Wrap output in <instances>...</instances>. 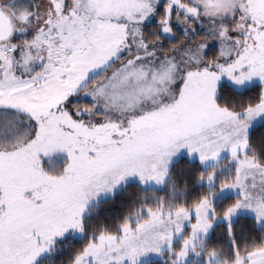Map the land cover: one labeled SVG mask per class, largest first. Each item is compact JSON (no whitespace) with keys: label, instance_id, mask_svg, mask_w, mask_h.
<instances>
[{"label":"snow or ice","instance_id":"1","mask_svg":"<svg viewBox=\"0 0 264 264\" xmlns=\"http://www.w3.org/2000/svg\"><path fill=\"white\" fill-rule=\"evenodd\" d=\"M257 123L264 0H0V264H55L69 239L68 264H264ZM184 157L203 168L190 202ZM132 184L137 207L95 225ZM241 214L259 227L243 241ZM218 221L227 252L207 243Z\"/></svg>","mask_w":264,"mask_h":264},{"label":"trees","instance_id":"2","mask_svg":"<svg viewBox=\"0 0 264 264\" xmlns=\"http://www.w3.org/2000/svg\"><path fill=\"white\" fill-rule=\"evenodd\" d=\"M177 39H180L182 34L178 31ZM182 38V37H181ZM165 42V46L168 45ZM169 46V45H168ZM251 95H255L252 93ZM252 140L257 148L260 147V138L264 136V126L258 125L251 133ZM203 168L199 165L198 161H191L189 158L184 157L180 159L173 168V180L177 186V195L181 197V201L194 200L197 195L202 191L198 181L199 172ZM142 195L137 185L132 184L126 189L118 191L111 197L105 198L100 201L99 206L93 213L92 221L97 226H106L114 228L119 224L124 216L132 211L138 205V197ZM150 195H152L150 193ZM155 195L170 198L172 190L168 188L157 189ZM235 234L238 239L243 241L244 238L250 235H256L259 232V227L254 224L251 216H238L234 220ZM209 248H215L217 251L223 250L225 252L230 248V240L226 234V226L218 224L214 227L211 234L207 238ZM81 246L79 239H69L60 246V251L54 254L53 259L55 264H68L70 256L76 248ZM160 261V260H158ZM162 264V261H160Z\"/></svg>","mask_w":264,"mask_h":264},{"label":"rangeland","instance_id":"3","mask_svg":"<svg viewBox=\"0 0 264 264\" xmlns=\"http://www.w3.org/2000/svg\"><path fill=\"white\" fill-rule=\"evenodd\" d=\"M30 2H32V3H39L40 2V0H30ZM197 28H198V31L199 32H203L204 31V29H202V28H199V26H197ZM178 31H180V29H179V26L177 27V35H178ZM180 33H181V31H180ZM182 34V33H181ZM182 37V36H181ZM180 37V38H181ZM197 39H199V37H197ZM167 42V41H166ZM168 45H166V47H170L171 45L169 44V43H167ZM217 49L216 48H214L213 50H212V52L214 53L215 51H216ZM81 103H87V101L85 100V101H81ZM258 125H260L259 123H257V124H254V126H253V128L251 129V133H252V131L254 130V128L256 127V126H258ZM190 159V158H189ZM196 161H198V160H196ZM198 163H199V161H198ZM164 186H158L157 187V189H160V188H163ZM109 197H111V196H109ZM106 198H108V197H106ZM103 199H105V198H102L101 200H103ZM243 215H245V216H251V214H241V215H239V216H243ZM252 217V216H251ZM218 224H224L225 226H226V223L225 222H223V221H218L214 226H213V229H214V227L216 226V225H218ZM212 229V230H213ZM212 230H210V232H209V235L211 234V232H212ZM154 259H156V260H160V258L159 257H154ZM205 259H206V257H205Z\"/></svg>","mask_w":264,"mask_h":264}]
</instances>
